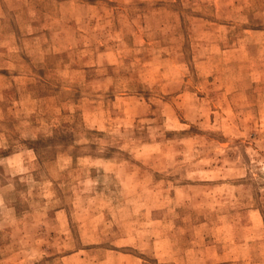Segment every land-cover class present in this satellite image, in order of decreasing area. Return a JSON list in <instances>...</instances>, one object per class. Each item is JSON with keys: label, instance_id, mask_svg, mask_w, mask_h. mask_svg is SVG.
Instances as JSON below:
<instances>
[{"label": "rangeland", "instance_id": "rangeland-1", "mask_svg": "<svg viewBox=\"0 0 264 264\" xmlns=\"http://www.w3.org/2000/svg\"><path fill=\"white\" fill-rule=\"evenodd\" d=\"M0 264H264V0H0Z\"/></svg>", "mask_w": 264, "mask_h": 264}]
</instances>
